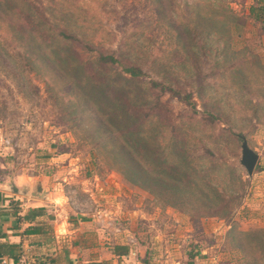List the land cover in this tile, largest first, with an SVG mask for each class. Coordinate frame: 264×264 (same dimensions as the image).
Segmentation results:
<instances>
[{
	"label": "rangeland",
	"instance_id": "rangeland-1",
	"mask_svg": "<svg viewBox=\"0 0 264 264\" xmlns=\"http://www.w3.org/2000/svg\"><path fill=\"white\" fill-rule=\"evenodd\" d=\"M10 2L26 21L13 27L0 10V202L45 203L10 187L43 183L53 191L52 215L92 219L112 241L152 246L156 237L163 253L179 242L180 254L202 251L206 264H264L256 249L263 237L237 230L264 231V26L250 15L258 0ZM51 45L75 69L88 66L94 81L120 83L129 76L123 67L135 63L145 72L143 89L152 79L177 91L161 94L159 87L157 106L145 88L153 99L147 110L158 115L147 127L162 129L167 151L173 135L186 142L191 166L210 176L197 190L201 185L225 217L211 215L213 207L204 212L200 193L169 197L128 176L109 137L69 90L73 78L53 69L59 58L52 55V65L43 59ZM100 53L120 62L105 65ZM187 94L194 107L179 100ZM239 134L259 154L252 175L240 161Z\"/></svg>",
	"mask_w": 264,
	"mask_h": 264
},
{
	"label": "trees",
	"instance_id": "trees-1",
	"mask_svg": "<svg viewBox=\"0 0 264 264\" xmlns=\"http://www.w3.org/2000/svg\"><path fill=\"white\" fill-rule=\"evenodd\" d=\"M18 8L19 5L16 7L10 0H0V10L7 17L8 22L13 27L22 28L25 26L24 21L26 20L21 18L22 11ZM39 12L41 11L39 10ZM250 15L263 23L264 26L263 0H258L257 4L251 5ZM39 33L42 34L41 32ZM61 34L67 37L69 35L65 31H62ZM30 38L35 40L33 37ZM49 48L50 52L41 50L43 59H49V64L52 65L55 62L52 57L59 58V62H56V66L53 69L60 70L69 79L73 78V82L69 84V90L77 95V98L81 101V106L93 115L97 127L109 137L108 141L112 144L110 151H113L123 161L125 165L123 169L129 172L128 176L135 182L139 180L140 184L150 191L155 193L161 191V194L169 195V197L173 194L171 192H180L182 195L187 196L200 193V197L204 199V212H209L208 208H212L213 203H209L211 201L208 193L202 191L201 185L199 187L200 190H197L198 183L209 185L210 176L208 172L203 168L197 169L191 166L185 141L178 140L175 137L176 135H173L174 137L172 138H175L173 151H167L168 143L167 146H164L165 136L162 129H158V126L152 127V130L147 127V124L152 123L153 117L158 116L149 112L147 108H150L153 99H155L157 106L162 104L158 88H161V94L162 92L165 94L168 91H172V94L175 95L174 93L177 91H174L170 86L151 79L146 87L152 90L155 97L149 99L148 95H146V87L143 89L141 86V77L145 72L141 66L135 63L123 67V71L129 76H123V80L120 83L109 79L105 80V82L94 81L93 77L90 76L92 74L90 68L84 63H77L75 69L69 64L68 58L66 59L56 53L53 45ZM98 59L105 65L120 62V59L112 54L100 53ZM179 100L188 106H195L188 94L180 95ZM172 138L170 140H173ZM201 156L204 155L201 154ZM216 193L219 198L220 193ZM219 199L223 200V198ZM170 200L168 199L167 201L170 205L178 206L181 204ZM14 202L15 207L17 202ZM213 208L215 211H212L211 215H222L225 217V214L219 209L221 206L218 205ZM44 212L43 208H39L31 210L30 214L35 216ZM30 214H25L24 217L27 215V218H30ZM236 229L237 227L233 226L230 233ZM237 230L240 234L249 238L253 236L263 237V240L261 239L256 245V249L264 259V231L242 230L241 228ZM1 245V249H5L6 244L3 243ZM240 246L246 251L245 246L242 244ZM122 251H125V249L123 248Z\"/></svg>",
	"mask_w": 264,
	"mask_h": 264
},
{
	"label": "crops",
	"instance_id": "crops-1",
	"mask_svg": "<svg viewBox=\"0 0 264 264\" xmlns=\"http://www.w3.org/2000/svg\"><path fill=\"white\" fill-rule=\"evenodd\" d=\"M43 187L48 192L45 198L31 195L33 188L29 185L25 186L28 193L12 192L45 203L28 204L16 198L0 202V264H182L184 259L185 264H206L209 259L202 251L192 249L183 256L176 249L179 242L173 244L171 252L168 249L163 253V243L160 245L156 237L152 246L140 240L112 241L92 219L52 215L56 206H49L47 200L53 191ZM39 208L45 212L30 214ZM3 243L6 247L2 250Z\"/></svg>",
	"mask_w": 264,
	"mask_h": 264
},
{
	"label": "water",
	"instance_id": "water-1",
	"mask_svg": "<svg viewBox=\"0 0 264 264\" xmlns=\"http://www.w3.org/2000/svg\"><path fill=\"white\" fill-rule=\"evenodd\" d=\"M239 136H240V138H242V144H241L242 155H241L240 161H241V164L246 167L248 174L252 175L254 172V169L257 165V162L259 159V154L255 149H253L250 146L248 139L246 138V136L244 134H239ZM10 187H11V190L16 192V193L17 192L28 193V190H26L25 188L20 189L14 183H12ZM46 193H48V192L46 189H44L43 183H38L36 186V189L30 192L31 195H34V196L40 197V198H45Z\"/></svg>",
	"mask_w": 264,
	"mask_h": 264
}]
</instances>
